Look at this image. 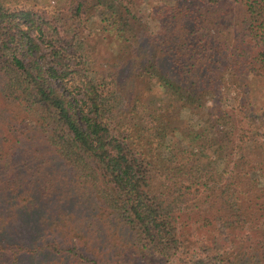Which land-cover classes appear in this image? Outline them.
Masks as SVG:
<instances>
[{"label": "trees", "instance_id": "1", "mask_svg": "<svg viewBox=\"0 0 264 264\" xmlns=\"http://www.w3.org/2000/svg\"><path fill=\"white\" fill-rule=\"evenodd\" d=\"M64 1L0 0V222L14 237L0 249L28 264H264V145L228 108L231 87L264 79V0H160L154 27L132 0Z\"/></svg>", "mask_w": 264, "mask_h": 264}, {"label": "rangeland", "instance_id": "2", "mask_svg": "<svg viewBox=\"0 0 264 264\" xmlns=\"http://www.w3.org/2000/svg\"><path fill=\"white\" fill-rule=\"evenodd\" d=\"M39 1L42 8L45 9L46 12H53L57 9L64 10L65 4L67 1L64 0H37ZM160 0H132V3L143 12V14H146L147 19L149 20V5L152 3H156ZM150 3V4H149ZM64 4V5H61ZM149 24L151 27L155 26V22L149 20ZM81 27L79 28V30ZM78 30V31H79ZM96 31L94 26H88L80 30L81 35H83L85 38L86 36H91V34ZM92 39V38H91ZM95 42V40H94ZM94 42L90 41L94 44ZM95 44H98V48H104V46L111 45V37L108 33H103L102 36H99V40L95 42ZM104 54L98 55V60L101 61L104 58H102ZM106 56V55H105ZM240 91H238V88L231 87L230 88V94L231 97V105L228 106V108H233V112L239 114L240 116V122L238 125H240L243 129V132L245 133V137L251 136V140L256 138L259 139L260 143L259 145H264V79L260 77H252L249 80H247V85H244L241 87ZM247 92L241 93V90H246ZM240 92V93H239ZM235 98V99H234ZM253 98V99H251ZM241 100L243 103H241ZM206 104H210V99H208ZM256 106V107H255ZM255 107V108H254ZM261 110V113L259 112ZM246 113V116L244 115ZM196 122H199V117L195 113H191L187 115L182 124H194L196 125ZM212 156V155H211ZM218 166V163H215ZM213 170V169H212ZM1 221V219H0ZM16 223V222H15ZM18 226H21L22 223L17 222ZM64 228V225H62V221L54 222L50 226V230L55 231L56 233L61 232V230ZM6 226L4 223L0 222V244L5 246V242L12 240L14 237L12 235H8L6 232ZM24 233V231L22 232ZM18 237L19 240L23 241L27 238V235H21V232H17L14 234ZM214 236V230L211 228H205L201 232V242L203 244H209L211 239ZM17 246H15L12 249H16ZM11 248L6 247L0 249V259L5 261H9L11 263L9 264H28L27 260L25 259L24 255L18 254V252L13 254L11 251Z\"/></svg>", "mask_w": 264, "mask_h": 264}]
</instances>
